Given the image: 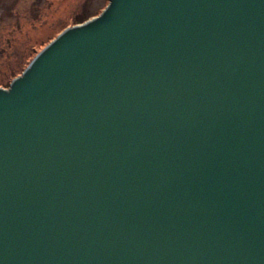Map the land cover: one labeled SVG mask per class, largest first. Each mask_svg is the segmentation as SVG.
I'll list each match as a JSON object with an SVG mask.
<instances>
[{
	"label": "water",
	"instance_id": "1",
	"mask_svg": "<svg viewBox=\"0 0 264 264\" xmlns=\"http://www.w3.org/2000/svg\"><path fill=\"white\" fill-rule=\"evenodd\" d=\"M88 17L0 87V264H264V0Z\"/></svg>",
	"mask_w": 264,
	"mask_h": 264
},
{
	"label": "rangeland",
	"instance_id": "2",
	"mask_svg": "<svg viewBox=\"0 0 264 264\" xmlns=\"http://www.w3.org/2000/svg\"><path fill=\"white\" fill-rule=\"evenodd\" d=\"M108 2L0 0V87L6 88L22 75L24 65L29 66L47 39H55L57 33L78 25L76 19L81 13L98 15Z\"/></svg>",
	"mask_w": 264,
	"mask_h": 264
},
{
	"label": "trees",
	"instance_id": "3",
	"mask_svg": "<svg viewBox=\"0 0 264 264\" xmlns=\"http://www.w3.org/2000/svg\"><path fill=\"white\" fill-rule=\"evenodd\" d=\"M36 5H38V4H36ZM42 5V4H41ZM41 5H39V6H41ZM89 15L87 14H83V13H81V14H79L78 16H77V23L76 24H81V23H84L86 20H88L89 19V17H88ZM38 54V53H37ZM36 54V55H37ZM35 58V57H34ZM33 58V59H34ZM10 84V83H9ZM9 84H8V86H9Z\"/></svg>",
	"mask_w": 264,
	"mask_h": 264
}]
</instances>
